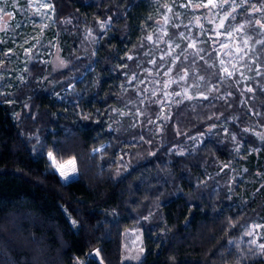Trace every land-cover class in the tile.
Returning a JSON list of instances; mask_svg holds the SVG:
<instances>
[{"label":"clouds","instance_id":"1","mask_svg":"<svg viewBox=\"0 0 264 264\" xmlns=\"http://www.w3.org/2000/svg\"><path fill=\"white\" fill-rule=\"evenodd\" d=\"M0 108V264H264V0H0Z\"/></svg>","mask_w":264,"mask_h":264},{"label":"trees","instance_id":"2","mask_svg":"<svg viewBox=\"0 0 264 264\" xmlns=\"http://www.w3.org/2000/svg\"><path fill=\"white\" fill-rule=\"evenodd\" d=\"M5 116L3 109L0 108V208L9 201H16L15 205L9 206L17 210L34 207L27 201L19 199L23 196L35 197L38 205L46 210L53 208L55 200L51 196H46L38 189L16 179L15 157L11 148L17 130L13 127L11 120L6 119Z\"/></svg>","mask_w":264,"mask_h":264}]
</instances>
